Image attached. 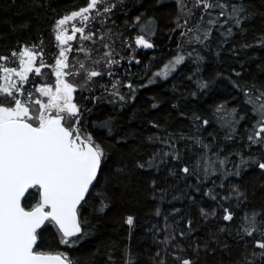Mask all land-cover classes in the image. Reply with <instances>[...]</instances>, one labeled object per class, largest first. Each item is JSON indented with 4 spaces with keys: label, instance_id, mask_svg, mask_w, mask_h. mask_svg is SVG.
Instances as JSON below:
<instances>
[{
    "label": "trees",
    "instance_id": "16d2710c",
    "mask_svg": "<svg viewBox=\"0 0 264 264\" xmlns=\"http://www.w3.org/2000/svg\"><path fill=\"white\" fill-rule=\"evenodd\" d=\"M117 3L93 60L119 57L125 40L152 48L81 96L97 179L80 232L64 238L46 221L34 252L68 264H264V0H205L193 12L175 0ZM88 4L0 0V61L37 50L52 64L54 28ZM37 206L33 188L22 208Z\"/></svg>",
    "mask_w": 264,
    "mask_h": 264
},
{
    "label": "water",
    "instance_id": "95a60500",
    "mask_svg": "<svg viewBox=\"0 0 264 264\" xmlns=\"http://www.w3.org/2000/svg\"><path fill=\"white\" fill-rule=\"evenodd\" d=\"M99 167L97 150L71 144L57 120L41 129L19 120L0 122V264H68L60 256L35 253L36 232L46 221L64 238L80 232L77 210ZM33 188L39 206L26 210L22 202Z\"/></svg>",
    "mask_w": 264,
    "mask_h": 264
},
{
    "label": "rangeland",
    "instance_id": "374dc122",
    "mask_svg": "<svg viewBox=\"0 0 264 264\" xmlns=\"http://www.w3.org/2000/svg\"><path fill=\"white\" fill-rule=\"evenodd\" d=\"M175 1L181 3L182 8L188 7L189 11L193 12L201 7L205 0ZM117 4V0H89L88 6L83 11L71 14L58 23L53 32L56 57L52 64L45 62L37 50H22L16 56L0 61V122L20 119L30 121L34 126H39L46 118H53L54 113L48 110L42 112L43 99H41L36 87L50 79L54 74L59 73L60 64L63 65L62 73L67 82L75 86L80 93L87 94L93 78L103 76L107 80L113 78L114 81L122 64L138 63V55L136 54L145 53L147 50L143 45L145 40L141 38H135L132 41L125 40L119 51V57L114 58L108 51H105L101 54L99 62L93 60L97 57L98 51L101 50L103 30L109 14ZM69 39L71 40L69 41ZM96 47H98V51L96 50V53L92 55L91 50ZM31 52L34 54L33 58L26 56ZM177 63L176 60L170 61L162 69L158 67L157 70L152 71L149 76L152 80L164 79ZM20 69L25 75H27L28 70H32L31 76L34 82L32 90H27V92L22 90V83L17 74ZM39 70L40 74H35ZM42 72L45 75H42ZM121 89V84L116 83L114 85L115 92ZM62 122L71 134L72 141L93 145L88 137L81 134L77 119L63 117ZM93 146L95 147V145Z\"/></svg>",
    "mask_w": 264,
    "mask_h": 264
},
{
    "label": "flooded vegetation",
    "instance_id": "af4514ba",
    "mask_svg": "<svg viewBox=\"0 0 264 264\" xmlns=\"http://www.w3.org/2000/svg\"><path fill=\"white\" fill-rule=\"evenodd\" d=\"M70 40L71 39H69V41ZM33 55L34 54L32 52L26 54V56H28L29 58H33ZM136 55L139 56L141 55V53H137ZM59 66L61 68L59 73L54 74L52 77H50V79L45 80L44 83L36 87L38 88L37 92L40 94L41 99H43L41 105L42 112L48 110L54 113L53 118H46V120L43 123H41L39 126H34L32 123H30V121L27 120L19 119V121L26 122L36 129H41V128H45L51 121L57 120L59 121L60 126L63 127L68 133L69 131L62 122L63 117H73L77 119V124H78L79 117L82 115L83 104L81 102V96L83 94L80 93L75 86L67 82L65 75L62 73L63 65L60 64ZM17 74L19 75L22 83V88H23L22 90H26L24 92H27V90H32L34 86L33 78L31 76L32 70L31 69L28 70L27 75H25L20 69L19 72H17ZM35 74H40V70L38 72H35ZM69 136H70V143L76 144V146L79 147L80 149H83V146L87 144V143L82 144L77 141H72L70 133ZM91 146L94 147L93 145Z\"/></svg>",
    "mask_w": 264,
    "mask_h": 264
}]
</instances>
